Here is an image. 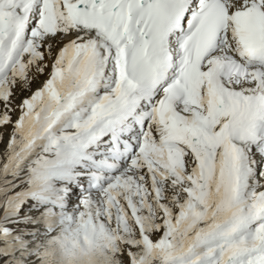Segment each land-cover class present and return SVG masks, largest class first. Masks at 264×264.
<instances>
[{"label": "snow or ice", "instance_id": "1", "mask_svg": "<svg viewBox=\"0 0 264 264\" xmlns=\"http://www.w3.org/2000/svg\"><path fill=\"white\" fill-rule=\"evenodd\" d=\"M0 264H264V0H0Z\"/></svg>", "mask_w": 264, "mask_h": 264}]
</instances>
